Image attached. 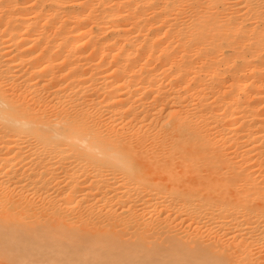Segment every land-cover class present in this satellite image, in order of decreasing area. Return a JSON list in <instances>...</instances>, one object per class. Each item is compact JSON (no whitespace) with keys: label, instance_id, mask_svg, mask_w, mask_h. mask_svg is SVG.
<instances>
[{"label":"bare ground","instance_id":"bare-ground-1","mask_svg":"<svg viewBox=\"0 0 264 264\" xmlns=\"http://www.w3.org/2000/svg\"><path fill=\"white\" fill-rule=\"evenodd\" d=\"M264 264V0H0V264Z\"/></svg>","mask_w":264,"mask_h":264},{"label":"snow or ice","instance_id":"snow-or-ice-1","mask_svg":"<svg viewBox=\"0 0 264 264\" xmlns=\"http://www.w3.org/2000/svg\"><path fill=\"white\" fill-rule=\"evenodd\" d=\"M206 264H211V262H206Z\"/></svg>","mask_w":264,"mask_h":264}]
</instances>
